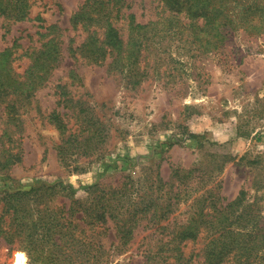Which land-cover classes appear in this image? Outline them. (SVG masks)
<instances>
[{"label": "rangeland", "instance_id": "rangeland-1", "mask_svg": "<svg viewBox=\"0 0 264 264\" xmlns=\"http://www.w3.org/2000/svg\"><path fill=\"white\" fill-rule=\"evenodd\" d=\"M83 1L28 0L26 18L2 26L0 16V51L18 38L21 47L13 64L21 73L29 62L22 52L45 40L43 26L63 29L62 58L45 85L35 91L32 105L22 114V130L13 137L19 143L13 151H20V161L12 166L11 177L0 172V212L3 196L19 189L53 185L47 205L67 208L72 197L64 195L65 186L75 188V198L84 200L90 185L118 187L131 179L134 188L159 205L168 203L172 212L160 223H168L166 229L143 217L128 247L114 254L111 264L152 263L151 250L159 239L171 238L185 210L210 189L226 200L240 195L245 207L264 216V10L244 8L245 23L210 52L177 46L178 40L166 36L161 48L151 45L144 52L142 65L150 75L132 84L107 67L109 59L97 65L68 51L71 38L76 46L86 35L71 25ZM255 1L264 6V0ZM157 4L132 0L130 6L137 20L146 22L161 15ZM123 32L126 37L125 26ZM65 87L75 100L80 97L88 117L102 121L104 137L82 142L89 148L86 154L73 149L74 137L66 142L71 132L89 124L81 125L75 100L68 103L74 106L69 110L58 104V93ZM55 108L67 112L69 130L64 134L48 119ZM5 129L0 107V152L15 144L2 136ZM105 226L96 231L109 246L118 238L112 221ZM199 236L182 244L184 256L191 257L189 264H202ZM18 251L25 254V264H32L25 250L0 236V264H20Z\"/></svg>", "mask_w": 264, "mask_h": 264}, {"label": "trees", "instance_id": "trees-1", "mask_svg": "<svg viewBox=\"0 0 264 264\" xmlns=\"http://www.w3.org/2000/svg\"><path fill=\"white\" fill-rule=\"evenodd\" d=\"M154 1H158L161 15L140 22L131 11L132 0H84L72 15L71 25L86 35L76 46L71 38L68 51L72 57L80 56L97 65L109 59L108 68L116 70L132 84H139L150 75L142 65L144 52L151 45L161 48L163 44L159 43L166 36L178 40L177 46H193L201 52H210L222 46L228 34L245 23L244 8L252 12L264 10L255 0L252 4L242 0ZM29 6L28 0H0L2 26L26 18ZM43 27L45 31L41 35L45 40L22 52L29 59L22 73L13 64L18 58L14 54L21 47L18 38L0 51V107L6 123L2 136L16 144L4 146L0 152V172L8 177H11L12 166L21 158L20 151H13L19 147L13 137L22 130V114L30 108L35 91L45 85L62 58L63 29L55 24ZM58 94V104L68 110L74 107L68 104L75 99L66 87ZM76 99L79 103L76 116L81 115V125L89 126L80 127L78 133L77 129L71 132L66 142L74 137L77 142L72 144L73 149L86 154L89 148H83L82 142L92 138L99 142L105 132L102 121L92 115L88 117V111L81 104L83 101L80 97ZM66 114L56 108L48 114L49 121L63 134L69 130L64 120ZM82 132L86 135L78 139ZM53 188V185L43 184L3 196L0 236L9 245L15 244L25 250L32 264H111L112 256L125 250L126 245L128 247L143 217L160 225L172 212L168 203L159 205L152 196L134 188L131 179L118 187L90 185L85 188L87 197L84 200L75 198V188L65 186L64 195L72 197L67 208L47 205L46 199ZM68 190L70 192L66 193ZM242 202L240 195L233 201L226 200L214 189L201 194L192 202L190 210H185L171 238L159 239L160 244L151 250L150 264H189L191 257L184 256L182 244L199 238L200 234L202 264H264V216ZM109 221L114 224L118 241L106 246L96 228L104 227ZM167 227L168 223L159 228ZM16 259L20 264L26 263L22 251L17 252Z\"/></svg>", "mask_w": 264, "mask_h": 264}]
</instances>
